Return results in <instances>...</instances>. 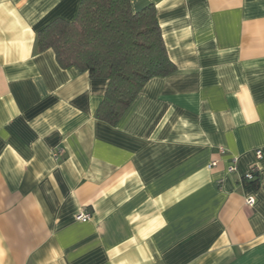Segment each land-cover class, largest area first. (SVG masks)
<instances>
[{"label":"crops","instance_id":"obj_1","mask_svg":"<svg viewBox=\"0 0 264 264\" xmlns=\"http://www.w3.org/2000/svg\"><path fill=\"white\" fill-rule=\"evenodd\" d=\"M80 2L0 0V264H264V0H132L177 70L116 126L106 79L37 48Z\"/></svg>","mask_w":264,"mask_h":264},{"label":"trees","instance_id":"obj_2","mask_svg":"<svg viewBox=\"0 0 264 264\" xmlns=\"http://www.w3.org/2000/svg\"><path fill=\"white\" fill-rule=\"evenodd\" d=\"M132 0H81L74 20L56 18L38 31L39 51L53 49L60 67L108 81L96 118L116 126L154 77L177 70L155 5L134 12ZM258 185V180L254 181Z\"/></svg>","mask_w":264,"mask_h":264},{"label":"built area","instance_id":"obj_3","mask_svg":"<svg viewBox=\"0 0 264 264\" xmlns=\"http://www.w3.org/2000/svg\"><path fill=\"white\" fill-rule=\"evenodd\" d=\"M59 153V150H56L54 152L55 156L58 155ZM262 151L261 149H258L256 150V156L257 158H261L262 157ZM217 164V161H213L211 166H214ZM237 168H238V163H237V158L236 157H233L229 166H228V171L229 172H236L237 171ZM257 175H258V169L256 166H253L250 171L244 176V179L247 181V182H254L257 180ZM246 202V205L248 207H254L255 206V203H256V198L255 196L251 195V196H248L245 200ZM92 218V215L89 213V212H83L80 214V216L78 217L79 220L83 221V222H86V221H89L90 219Z\"/></svg>","mask_w":264,"mask_h":264}]
</instances>
